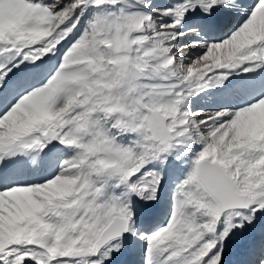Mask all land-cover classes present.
Returning a JSON list of instances; mask_svg holds the SVG:
<instances>
[{
  "label": "snow or ice",
  "instance_id": "6c2138e0",
  "mask_svg": "<svg viewBox=\"0 0 264 264\" xmlns=\"http://www.w3.org/2000/svg\"><path fill=\"white\" fill-rule=\"evenodd\" d=\"M0 264H264V0H0Z\"/></svg>",
  "mask_w": 264,
  "mask_h": 264
},
{
  "label": "bare ground",
  "instance_id": "6f19581e",
  "mask_svg": "<svg viewBox=\"0 0 264 264\" xmlns=\"http://www.w3.org/2000/svg\"><path fill=\"white\" fill-rule=\"evenodd\" d=\"M240 257H239V254H238V250L234 247L230 253V259L232 260H238Z\"/></svg>",
  "mask_w": 264,
  "mask_h": 264
}]
</instances>
